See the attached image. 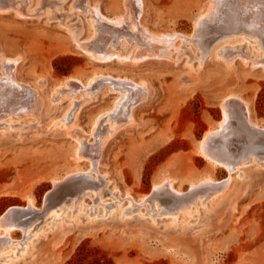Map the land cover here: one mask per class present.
Instances as JSON below:
<instances>
[{
  "label": "rangeland",
  "instance_id": "rangeland-1",
  "mask_svg": "<svg viewBox=\"0 0 264 264\" xmlns=\"http://www.w3.org/2000/svg\"><path fill=\"white\" fill-rule=\"evenodd\" d=\"M88 1L0 0V217L9 209L11 214L6 221L30 225L37 216L44 214L27 208L28 197H32L34 206L41 209L46 200L52 206L63 198L70 199L86 192L76 203L74 220L66 217L67 214H75L72 212L74 207L68 210L72 207L68 204L67 214L43 222L32 239H24L20 228L13 231L11 238L20 241L16 246L23 253L16 264H99L96 260L103 263L104 257L112 264H264V132L254 133L253 127V124H258L264 129V8H261L264 1L142 0L144 13L140 19L129 0L127 4L133 13L124 12L126 0ZM209 3H212L213 12L205 19L207 23L202 22L199 28L196 18L206 12ZM221 4L226 6L223 8ZM95 5H98L101 17L114 19L123 16L128 25L119 27L103 23L95 13ZM92 16L101 20L97 21L98 25L95 22L97 38L92 44L95 51H108L114 47L112 51L122 49L119 51L122 54L134 48V56L150 55V58L136 63L91 62L76 48L73 39L76 37L74 32L80 34L81 42H86L93 35L95 27L90 26L94 20ZM216 18L221 19L220 22ZM242 23L248 26L250 33H243ZM133 25L150 30V34H154L153 39L128 35ZM206 31L211 32L208 34ZM233 31L245 36L244 40L221 47L224 36ZM137 32L132 30V34ZM170 33L194 34L196 39L193 37L195 40L186 41L177 38L173 40L175 43L161 41L163 44L156 39L158 35ZM251 34L253 38H250ZM116 38L120 41L128 39L126 47L121 46ZM254 40L260 44L263 55L258 56ZM208 41L217 42L211 44ZM218 45L220 48L216 52ZM9 59L17 60L13 67L11 63L7 65ZM96 73L130 79L137 84L143 83L144 87L102 80L81 92L79 90L83 88L64 83L71 77L88 83ZM110 82L114 83L112 88L115 87V91H109ZM9 90L14 94H26L29 108L33 106L31 109H34L6 118L13 112L7 107L9 102L5 92ZM117 90L127 93L128 99H123L120 104L116 103ZM229 96L232 99L227 102L225 132L213 135L214 140L209 138L207 144L221 158L229 159L235 165L253 158L252 163L241 166L227 187L221 184L218 188L202 190L203 194L221 191L217 197L210 198L205 207L199 201L198 208L197 202L193 203L190 209L180 211L178 216H151L154 211L142 216L144 208H152L148 203L140 208L141 213L135 207L130 208L129 212L134 211L131 215L129 212L126 215L119 211L112 213L120 201L122 207L128 206L127 193L140 200L165 178L176 180L175 187L182 192L188 190L190 180L207 175L216 181L226 180L230 176L229 171L209 164L198 153V143L224 121L222 102ZM136 99L143 101L135 105L140 101ZM246 106L249 107L246 109ZM106 113L108 117L113 114L109 118L116 123L124 121V124L116 131H110L104 142L106 128L98 126L94 129V126L97 118L104 114L101 122L107 117ZM78 139L85 143L84 146L78 144ZM79 147L86 155L80 160L76 151ZM93 156L98 158L97 167L90 166ZM87 169L92 170L89 175H86ZM78 171L85 175L77 177ZM56 180L63 182L58 189L54 186ZM100 187L106 188L105 192L112 193L113 190L117 194L103 198V204L112 205L108 216H105L103 206L94 209L91 216L89 207L97 202L95 192ZM172 195L171 192L162 193L157 198L160 201L164 199L161 203L168 209H176L179 204L193 198L177 197L176 200L175 194ZM165 199L168 200L166 203ZM83 207L84 212L79 214ZM120 207L117 208L120 210ZM191 212L186 217L189 222L183 221L182 215ZM16 215L23 217L21 219L25 222H18Z\"/></svg>",
  "mask_w": 264,
  "mask_h": 264
},
{
  "label": "bare ground",
  "instance_id": "bare-ground-1",
  "mask_svg": "<svg viewBox=\"0 0 264 264\" xmlns=\"http://www.w3.org/2000/svg\"><path fill=\"white\" fill-rule=\"evenodd\" d=\"M88 1V0H87ZM125 1V0H124ZM130 1V2H129ZM126 0L125 1V4H124V2H123V4L125 5H123V7H125V11L124 12H132L133 13V11H131L130 10V7H129V5L130 4H132V6H131V8L134 10V12H136V16H137V18L138 19H140V17H142L141 15H142V13H144L143 12V1L142 0ZM220 1V3H221V0H219ZM240 1H248V0H240ZM254 1H256V2H259L260 0H254ZM262 1H264V0H262ZM19 2V1H18ZM81 2V1H80ZM89 2V1H88ZM127 2H129V5L127 4ZM132 2V3H131ZM210 2V1H209ZM225 2V1H224ZM235 2H237V0L235 1ZM234 2V3H235ZM261 2V1H260ZM84 3V2H83ZM212 3H213V1H212ZM212 3H209V5H208V7H207V9H206V12L205 13H203V14H199V16H197V18H196V21H195V23L197 24V25H199V28H200V24L202 23V22H206L205 21V19L213 12V6H212ZM226 3V2H225ZM229 3V2H228ZM231 3H232V1H231ZM230 3V4H231ZM20 4V3H19ZM18 4V5H19ZM48 4V3H47ZM82 4V3H81ZM85 4V3H84ZM233 4V3H232ZM238 4V3H237ZM242 3H240V5H241ZM250 5H251V3H249ZM258 4V3H257ZM85 5H87V4H85ZM89 5H90V2H89ZM222 5V4H221ZM224 5V4H223ZM222 5V7L224 8L225 6H223ZM239 5V4H238ZM238 5H236V7L235 8H237L238 7ZM98 6V5H97ZM97 6L95 5V7H94V10H95V13H96V15L99 17V18H101V20H102V22L103 23H106V24H109V25H115V26H119V27H123L125 24H127L128 25V23L124 20V17L123 16H121V17H114V19H111V17L109 18H105V17H101L100 16V12L98 11V8H97ZM231 6V5H230ZM229 6V7H230ZM247 6V5H246ZM258 6V5H257ZM259 6H261V4H259ZM258 6V7H259ZM17 7V6H16ZM215 7V6H214ZM243 7H244V4H243ZM253 7H254V9H255V6H254V4H253ZM258 7L256 8V9H258ZM220 8V7H219ZM230 8H233V6L232 7H230ZM239 8H241V7H239ZM246 8V7H245ZM247 8H248V6H247ZM261 8H264L263 6L261 7ZM7 9V8H6ZM17 10V13L19 12V9L18 8H16ZM86 9H88V7L86 8ZM91 9V8H90ZM93 9V8H92ZM242 9V8H241ZM253 9V11H255ZM259 9H260V7H259ZM3 10V9H2ZM230 10V9H229ZM247 11L246 12H248V9H246ZM261 11H262V9H260ZM264 10V9H263ZM5 11V10H4ZM221 11H222V8H221ZM225 11H227V10H225ZM234 11V10H233ZM240 11H242V10H240ZM250 11H252V9H250ZM249 11V12H250ZM258 11V10H257ZM7 12V11H6ZM220 12V11H219ZM223 12V11H222ZM229 12V11H228ZM237 12V11H236ZM235 12V13H236ZM94 13V12H93ZM92 13V14H93ZM226 13V12H225ZM239 13H241V12H239ZM244 13V12H243ZM263 13H264V11H263ZM95 15V14H94ZM104 15V14H103ZM123 15V14H122ZM227 15V14H226ZM241 15H243L242 13H241ZM246 15V14H245ZM250 15H251V13H250ZM259 15V14H258ZM261 15V14H260ZM124 16H125V13H124ZM135 16V15H134ZM239 16V15H238ZM244 16V15H243ZM248 16V15H247ZM252 16V15H251ZM263 16V15H262ZM255 17V16H254ZM92 18L94 19V20H92L91 22H90V26H92L93 28L95 27V29H93V35L91 36V37H89V39L86 41V42H81V40H80V38H79V33H75L74 32V35L76 36H74L75 38L73 39V41L75 42V45H76V48H78L79 50H81L84 54H86L87 55V57L89 58V60L91 61V62H95V63H111V62H113V61H118V62H131V63H136V61H140V62H142V61H146L148 58H150V55H140L141 57L139 58L137 55H135L134 56V53H136V51H134V48H133V50L131 49L128 53H119V51H121L122 49H120L118 52H115V51H112V49L114 48H112V49H107L108 51H95L94 50V47L92 46V44L95 42L94 41V38H97V37H95V35H96V33L94 34V30L96 31V29H97V25L99 24L97 21H99L96 17H93L92 16ZM136 18V19H137ZM226 17L224 16V19H225ZM230 18H231V15H230ZM234 18H236V16L234 17ZM249 18V17H248ZM251 18H253V17H251ZM258 18H259V16H258ZM229 19V18H228ZM232 19V18H231ZM245 19V18H244ZM246 19H247V17H246ZM100 20V21H101ZM204 20V21H203ZM216 20H217V18H216ZM220 20L221 19H219V20H217V21H219L220 22ZM223 20V19H222ZM226 20V19H225ZM235 20V19H234ZM233 20V21H234ZM240 20V19H239ZM255 19L253 18V21H254ZM137 21V20H136ZM139 21V20H138ZM141 21V20H140ZM232 21V22H233ZM244 21V20H243ZM246 21H248V20H246ZM249 21H250V18H249ZM259 21V20H258ZM97 23V25H96V23ZM135 22V21H134ZM226 22V21H225ZM241 22V21H240ZM140 23V22H139ZM207 23V22H206ZM205 23V24H206ZM212 22H210V25H212L213 26V24H211ZM251 23V22H250ZM254 23V22H253ZM100 24H101V22H100ZM214 24H215V21H214ZM218 23H216V25H217ZM240 23H238V25H239ZM243 24V23H242ZM248 24V23H247ZM262 24V23H261ZM127 25H125V26H127ZM140 25H142V24H140ZM209 25V24H208ZM221 25V24H220ZM238 25H237V28H238ZM241 25V24H240ZM239 25V28H241V26ZM256 25V24H255ZM258 25V24H257ZM133 28H131V32L129 33H127L128 35H134V36H138V37H140L141 39H142V37H146V38H152L153 37V35H151L150 33V30L148 31V30H145L144 28H142V27H139V26H137V25H133L132 26ZM135 27V28H134ZM243 28H242V31H243V33L245 32V33H247V32H249L250 33V31H249V28H248V26H246V24H245V26H244V24H243V26H242ZM101 28H102V26H101ZM227 28H228V26H227ZM260 28H263V26H260ZM105 29H106V26H105ZM114 29H117V28H114ZM124 28H122V31H124L123 30ZM126 29H128V28H126ZM133 29H136V34H132V30ZM196 29V28H195ZM207 29H209V28H207ZM218 29V28H217ZM221 29V28H220ZM219 29V30H220ZM256 29V28H255ZM264 29V28H263ZM103 30H104V26H103ZM101 31V32H104V31ZM118 30V29H117ZM116 30V31H117ZM241 30V29H240ZM258 30V29H257ZM99 32H100V30H98ZM112 31V30H111ZM110 31V32H111ZM128 31V30H127ZM223 31V30H222ZM235 31H237V30H235ZM106 32H108V30L106 31ZM118 32V31H117ZM126 32V31H125ZM204 32V31H203ZM202 32V33H203ZM207 33H208V31H206ZM205 32V33H206ZM211 32V31H210ZM209 32V33H210ZM224 32V31H223ZM261 32H262V30H261ZM114 33V32H113ZM116 33V32H115ZM124 33V32H123ZM208 33V34H209ZM214 33H215V31H214ZM214 33H211V34H214ZM226 33V32H225ZM263 33V32H262ZM118 34V33H117ZM122 34V33H121ZM211 34L209 35V36H211ZM111 35V34H110ZM205 35V34H204ZM224 35H226V34H224ZM224 35H221V36H224ZM255 35V34H254ZM72 36H73V33H72ZM102 36V35H101ZM104 36V35H103ZM118 36H119V34H118ZM156 36V35H155ZM208 36V37H209ZM218 36V35H217ZM234 36H236V37H234ZM237 36H239V37H237ZM99 37V36H98ZM194 34L193 35H191V36H185V35H180V34H173V33H170V34H161V35H158V36H156V39L159 41V42H161V41H173L174 39L176 40L177 38H180V39H182V40H186V41H192L194 38ZM197 37V36H196ZM203 37V36H202ZM215 37H216V35H215ZM218 37H220V36H218ZM225 38H224V40L223 41H221L220 42V45H221V47L222 46H224V45H226V44H232V43H236V42H238V43H240V42H242V40H244V37L245 36H242L241 35V33L239 32V33H236V32H234L233 31V33L231 32V34H227V36H224ZM102 38V37H101ZM107 38V37H106ZM145 38V39H146ZM155 38V37H154ZM217 38V37H216ZM250 38H253V34H251L250 35ZM109 39V38H108ZM117 39V38H116ZM114 40L115 42L118 40ZM136 39V38H135ZM138 39V38H137ZM140 39V40H141ZM153 39V38H152ZM196 39V38H195ZM194 39V40H195ZM218 39V38H217ZM257 39V38H256ZM97 40H99V39H97ZM96 40V41H97ZM104 40H105V38H104ZM126 40H128V39H126V38H124V39H121V41L120 40H118L119 42H120V44H121V46H125L126 47V44H125V42H126ZM102 41V40H101ZM113 41V40H112ZM135 41V40H134ZM210 41V40H209ZM208 41V42H209ZM212 41V40H211ZM213 41H214V39H213ZM255 42H256V49L258 50V53H259V55L258 56H260V55H263L262 53H263V50H262V48H261V46H260V44L258 43V41L257 40H254ZM97 42H99V41H97ZM118 42V43H119ZM154 42V41H153ZM157 42V41H156ZM174 42V41H173ZM194 42V41H193ZM202 42V41H201ZM215 42H217V41H215ZM215 42H213V43H215ZM260 42V41H259ZM96 43V42H95ZM128 43V42H127ZM162 43V42H161ZM170 43H172V42H170ZM175 43V42H174ZM191 43V42H190ZM206 43V42H205ZM209 43H211V42H209ZM213 43H211V44H213ZM100 44V43H99ZM108 44V43H107ZM163 44V43H162ZM210 44V45H211ZM94 45V44H93ZM101 45H102V43H101ZM116 45H118V44H116ZM154 45H156V44H154ZM159 45V47H160V44H158ZM169 44H167V46H168ZM203 45V44H202ZM201 45V46H202ZM220 45H218V46H216L215 48V50H216V52H217V50H219V48H220ZM262 45V44H261ZM97 46V45H96ZM100 45H98V47H99ZM112 46V45H111ZM157 46V45H156ZM164 46V45H163ZM166 46V45H165ZM170 46H171V44H170ZM101 47V46H100ZM104 47V46H103ZM103 47H101V49L103 48ZM140 47V46H139ZM203 47H206V46H203ZM105 48V47H104ZM111 48V47H110ZM127 48H128V45H127ZM136 49L135 50H137L138 48H137V46L135 47ZM161 48V47H160ZM140 49H141V47H140ZM139 49V50H140ZM154 49V48H153ZM156 49V48H155ZM159 49V48H158ZM166 49V48H165ZM127 50V49H126ZM123 51H125V49L123 50ZM150 51V50H149ZM159 51H160V49H159ZM126 52V51H125ZM147 53H148V51H147ZM141 54V53H140ZM149 54V53H148ZM151 54V53H150ZM154 57V56H153ZM157 57V56H156ZM17 58V57H16ZM262 58V57H261ZM260 58V59H261ZM19 58H17V60H18ZM0 60H2V59H0ZM17 60H13V59H9L8 61H7V65H8V63H11L12 64V67H13V64H15L16 62H17ZM1 62V61H0ZM139 62V63H140ZM254 62H257V61H254ZM262 62V61H261ZM264 62V61H263ZM257 63H259V62H257ZM10 64V65H11ZM257 65H259V64H257ZM4 66V65H3ZM11 69V68H10ZM10 69H9V71H10ZM13 70H11V72H12ZM15 71V70H14ZM6 73H8V72H6ZM13 73V72H12ZM12 73H10V74H12ZM1 76V75H0ZM11 79V78H10ZM14 79H15V77H14ZM68 79V78H67ZM102 80H108V81H114L115 83H118V84H123V85H126V86H135V87H140V86H143V83L142 84H137L136 82H133L132 80H130V79H123V78H120V77H112L111 75H105V74H100V73H96V74H94V75H92V77L89 79V81H88V83H82V81H79V80H77V79H75L74 77H71V78H69L68 80H66L64 83H65V85L66 86H68V85H70V86H75V87H79V88H83V90L81 89V90H79V91H81V92H84L85 90H87V89H89V88H92V87H94L99 81H102ZM2 81V80H1ZM102 83V82H101ZM104 83H106V81H104ZM103 83V84H104ZM18 84V83H17ZM113 82H110L109 83V91H115V87L114 88H112V86H113ZM100 85V84H99ZM108 85V84H107ZM14 86V85H13ZM27 88H28V86H26ZM75 87H73V89L75 88ZM106 88L108 87V86H105ZM125 87V86H124ZM134 87V88H135ZM144 87V86H143ZM13 88V87H12ZM11 88V89H12ZM134 88H132V89H134ZM140 88H142V87H140ZM139 88V89H140ZM73 89H70V91H72ZM138 89V88H137ZM138 89V90H139ZM69 90V89H68ZM75 91H76V89H74ZM77 90V91H78ZM120 90V89H119ZM137 90V91H138ZM141 90V89H140ZM12 90H9V91H6L5 92V96H6V101H7V103L9 104H7L8 106V108H11L12 109V113H9L8 115L10 116L11 114H13L15 117H16V114H19L20 115V112L22 113V111H29L31 108H29V103H30V101L28 100L29 98H27V96H26V94H24V95H19V94H14L13 92H11ZM14 91V90H13ZM23 91V90H22ZM29 91V90H28ZM27 91V92H28ZM31 91V90H30ZM30 91L28 92V93H30ZM55 91H57V89H55ZM128 91V90H127ZM134 91H136V90H134ZM73 92V91H72ZM119 95H118V100H117V104L119 103L120 104V101L121 102H124L123 101V99H128L127 98V93L125 94V92H118V90L116 91ZM1 93V92H0ZM31 93H32V91H31ZM87 93V92H86ZM139 93V92H138ZM3 94V93H2ZM29 95V94H28ZM88 95V94H87ZM36 96V95H35ZM135 96H138V94L136 95V93H135ZM139 96H141V94H139ZM143 96V95H142ZM30 98L31 97H33L32 95H30L29 96ZM88 97V96H87ZM144 97V96H143ZM236 97V96H235ZM35 98V97H34ZM116 98V99H117ZM140 98V97H139ZM232 99V96L230 97H227V98H225L224 100H223V102H222V108H223V114H225V119H224V121L223 122H221V123H219V125H218V127L213 131V132H211V130H210V132H208V133H206L205 135H204V138L201 140V141H199V143H198V153L200 154V155H202L203 156V158H206L207 160H208V162H209V164H211L213 167H225V169H227L228 171H229V177L226 179V180H223V181H216L211 175H207V176H205V177H201L200 179H194V180H190L188 183H189V188H188V190L187 191H185V192H182L180 189H178V188H176L175 187V184H176V180H174V179H169V178H165V179H163L162 181H160L158 184H155L154 185V188H153V190H152V192L149 194V195H146V196H144V197H142L140 200H135V199H133L132 198V196H130L128 193H127V195H125L126 197V199L128 200V206L127 207H122V205H121V201L119 202V204H117V207H120V210H119V208H117L116 206L115 207H113V211H112V213H114V212H116V211H119L122 215H126V212H129V210H131L130 208L131 207H135L136 208V210L138 211V209H139V213H141V207L142 206H145L146 207V205H148V203L151 205V207L152 208H147V209H145L144 208V211H143V213L141 214L142 216H146V215H148V214H150V212L151 211H154V214L153 215H151V216H154V215H167V214H171L172 216H178V214H180L179 212L180 211H185V210H187V209H190V207H191V205L193 204V203H196L197 202V208H198V202L199 201H201V206H206L207 204H208V200L210 199V198H215V197H217L218 196V194L221 192L219 189L218 190H213V192H209V193H201V191L202 190H205V188H207V187H219V185H224V187H227L228 185H229V183H230V181H231V179L233 178V176L235 175V174H238V172H240V170H241V166H243V165H245V164H249V163H252V160H253V158H251V159H249V161H245L244 162V164H243V162L240 164V165H235V163H233V162H231L229 159H224V157L223 158H221L220 156L221 155H219L217 152H215L214 150H212L211 148H210V146L207 144V143H209L208 142V139L209 138H211L212 137V139L214 138L213 137V135H217V134H222L223 132H225L224 131V126L226 125L225 123H226V121L228 120V111H227V102L229 101V99ZM237 98V97H236ZM141 99H142V97H141ZM135 100V99H134ZM138 100H140V99H136V101H138ZM143 100H145L144 98H143ZM143 100H140L139 102H135L136 104L135 105H137V104H141L140 102L141 101H143ZM242 100V99H241ZM32 101V100H31ZM37 101V100H36ZM237 101V100H236ZM243 101H245V100H243ZM233 102V101H232ZM234 103H236V102H234ZM244 103V102H243ZM247 103V102H246ZM31 104H34V102H32ZM30 104V105H31ZM122 104V103H121ZM35 105V104H34ZM36 105H38V104H36ZM35 105V106H36ZM131 105H134V104H131ZM234 105H238V104H234ZM247 105H249V104H247ZM34 106V107H35ZM118 106H120V105H118ZM134 107V106H133ZM133 107H131V109L130 110H132V108ZM138 107V106H137ZM136 107V108H137ZM234 107V106H233ZM247 107H249V106H246V109H247ZM36 108H38V106L36 107ZM35 108V109H36ZM116 108V107H115ZM118 108V107H117ZM116 108V109H117ZM120 108V107H119ZM230 108V107H229ZM236 108V107H235ZM240 108V107H239ZM34 109V108H33ZM33 109H31L30 111H32ZM115 109V110H116ZM134 109H135V107H134ZM133 109V110H134ZM242 109V108H241ZM6 110V109H5ZM232 110V109H231ZM236 110V109H235ZM251 110V109H250ZM11 111V110H10ZM36 111V110H35ZM112 111V110H111ZM114 111V110H113ZM118 111V110H117ZM127 111V110H126ZM129 111V110H128ZM229 111H230V109H229ZM234 111V110H233ZM235 112V111H234ZM130 113H131V111H130ZM233 113V112H232ZM5 113H3V115H4ZM23 114H25V113H23ZM114 114H116L115 112H114ZM132 115H133V112L131 113ZM130 114V115H131ZM237 114H239V113H236V115ZM249 114V113H248ZM247 114V115H248ZM0 115H1V113H0ZM10 116V117H6V118H14V116ZM104 115V114H103ZM102 115V116H103ZM106 115H107V117L104 119V120H102L101 122H100V120H101V118H102V116H100L99 118H97V120H96V123H95V126H94V129H96L98 126L99 127H104V128H106V133H105V136H104V138L102 139V141L104 140V142L106 141V138L109 136V133H110V131H116L119 127H120V125H122V124H124L123 122L124 121H122V124H120V123H116L113 119H110L109 117H112L113 116V114H112V116H109L108 117V113H106ZM119 115V114H118ZM126 115V114H125ZM131 115V116H132ZM234 115H235V113H234ZM246 115V114H245ZM251 115V114H250ZM22 116V115H21ZM124 116V115H123ZM129 116V115H128ZM130 116V117H131ZM244 116V115H243ZM2 117V116H1ZM18 118H19V116H18ZM114 118H115V115H114ZM234 118V117H233ZM237 118V117H236ZM252 118V117H251ZM251 118H248V119H251ZM5 119V118H4ZM125 119H126V116H125ZM127 119H130V118H127ZM241 119V118H240ZM3 120V119H2ZM130 120H132V119H130ZM130 120H128V121H130ZM230 120V119H229ZM234 120V119H233ZM237 120V119H236ZM235 120V121H236ZM246 120H247V118H246ZM126 121V120H125ZM127 121V122H128ZM238 121V120H237ZM114 122L116 123L115 124V126H114ZM126 122V123H127ZM132 122H133V120H132ZM228 122H231V121H228ZM241 122H242V119H241ZM249 122V121H248ZM233 123V122H232ZM245 123H247V121L245 122ZM238 124H240V123H238ZM249 124V123H248ZM252 124V123H251ZM247 125V124H246ZM250 125V124H249ZM236 126H238V125H236ZM236 126H234L236 129H237V127ZM240 127V126H239ZM253 127H254V133H257V134H262L263 132H264V129H262V127H260V125H256V124H253ZM226 128L227 127H225V130H226ZM229 128V127H228ZM264 128V127H263ZM235 129V130H236ZM249 129V128H248ZM234 130V129H233ZM238 130V129H237ZM244 130H247V129H245L244 128ZM242 131V130H241ZM94 132V131H93ZM241 134V133H240ZM264 134V133H263ZM240 136H242V134L240 135ZM221 137H223V135H221ZM216 138V137H215ZM228 139V138H227ZM226 139V140H227ZM234 139H235V137H234ZM247 139V138H246ZM101 140V139H100ZM214 140V139H213ZM218 140H221V139H219L218 138ZM223 140V139H222ZM236 140V139H235ZM239 140V139H238ZM210 141V140H209ZM224 141V140H223ZM230 141V140H229ZM237 141V140H236ZM219 142V141H218ZM233 142H234V140H233ZM87 143V142H86ZM221 143V142H220ZM219 143V145H222V144H220ZM249 143V142H248ZM78 144H80V145H83L84 146V144H83V141L81 140V139H78ZM88 144V143H87ZM102 144V143H101ZM218 144V143H217ZM79 145V146H80ZM218 145V146H219ZM240 145V144H239ZM249 145V144H248ZM89 146V145H88ZM92 146H94V144H92ZM101 146V145H100ZM213 146H214V144H213ZM217 146V147H218ZM78 147V146H77ZM95 147V146H94ZM94 147H93V149H94ZM98 147V146H97ZM216 147V149H218ZM223 147V146H222ZM221 147V148H222ZM232 147V146H231ZM249 147V146H248ZM257 147V146H256ZM80 148L81 147H79V148H77L76 149V151H77V159L78 160H80L81 159V157L82 156H86V155H84L83 153H84V151H83V153H81V151H80ZM83 148V147H82ZM90 148V147H89ZM100 148V147H99ZM220 148V147H219ZM102 149V148H101ZM250 149V148H249ZM262 149V148H261ZM92 149H90V151H91ZM100 150V149H99ZM222 150V149H221ZM234 150V149H233ZM89 151V152H90ZM219 151V150H218ZM232 151V150H231ZM260 151V150H259ZM258 151V152H259ZM93 152V151H92ZM233 152V151H232ZM226 153H228V152H226ZM263 153V152H262ZM262 153H260V154H262ZM96 154V153H95ZM234 154V153H233ZM259 154V155H260ZM98 156H99V154H97ZM237 155V154H236ZM243 155V154H242ZM258 155V154H257ZM223 156V155H222ZM246 156V155H245ZM238 157H240V156H238ZM229 158H230V155H229ZM237 157L235 156V159H236ZM242 158V157H241ZM260 158V157H259ZM240 159V158H239ZM238 160V159H237ZM256 160V159H255ZM242 161H243V159H242ZM96 164L98 165V158L97 157H95V156H93V158H91V164H90V166L92 165V166H96ZM93 167V168H94ZM97 167V166H96ZM262 167V166H261ZM89 169V168H88ZM87 169V170H88ZM91 169L90 170H88L87 172H86V175H89L90 173H91ZM85 174L84 173H82L81 171H78V176L77 177H79V176H84ZM75 175H72V177H74ZM76 177V176H75ZM91 177V176H90ZM84 178V177H83ZM83 178H82V180H83ZM72 179V178H71ZM70 179V180H71ZM85 179V178H84ZM87 180V179H86ZM87 181H89V180H87ZM93 181V180H92ZM69 182H71V181H69ZM68 182V183H69ZM63 182H57V180L56 181H54V186H55V189L57 188H59V186L62 184ZM65 183V182H64ZM67 183V184H68ZM77 183V182H76ZM76 183H74V184H76ZM89 184V187H91L90 186V183H88ZM103 185V184H102ZM66 186V185H65ZM69 186V185H68ZM82 186V185H81ZM85 186V185H84ZM99 186H101V185H99ZM63 187V186H62ZM86 187V186H85ZM217 187V188H218ZM68 188V187H67ZM77 188V187H76ZM216 188V189H217ZM74 189V188H73ZM83 189H84V187H83ZM105 189L106 188H104V187H100V188H98L97 190H96V192H95V195H96V197H97V202L94 204V205H92V206H90L89 208H90V210H91V216H92V214H93V210L94 209H97L98 208V206H103V208H105V216H108L109 215V212H110V210H111V207L110 206H112V205H110V204H103V198L106 196V195H111V196H115L116 194H117V192L115 191H113L112 190V193L111 192H105ZM222 189V188H221ZM226 189V188H225ZM77 190V189H76ZM75 190V191H76ZM90 191H92L91 189H89ZM88 190V191H89ZM70 191H72V190H70ZM84 191H86V190H84ZM82 192V191H81ZM94 192V191H93ZM172 193L173 195V197H175V199L177 198V197H179V198H181V199H184V198H188L189 196L191 197H193L192 198V200L191 201H189V202H187V203H181V204H179L178 205V202L179 201H177L176 202V204L178 205L177 206V208L176 209H168V207L167 206H165V205H163L162 203H161V201L162 200H164V199H162L161 201L160 200H158V198H157V195L158 194H162V193ZM72 193V192H71ZM77 193V192H76ZM88 193H90V192H88ZM85 194H86V192L85 193H83L82 195H74L73 197H71L70 199H65V198H63L59 203H57V204H55V205H49L48 204V202H47V200L45 201V204H44V207L43 208H41V209H39L38 207L36 208L35 206H34V200H33V198L32 197H28V200H27V203H28V205H27V208L30 210V211H36V213L38 212V213H42V214H44V215H41V216H37L35 219L34 218H31L32 220L34 219V221H32L31 222V224L30 225H25V221L23 220V219H21V218H23V217H21V218H19L18 217V215H16L15 216V218H16V220L18 221V222H22V223H24V225L22 224V225H18V224H15V223H11V222H8V221H6V218L7 217H9L10 216V214H11V212H9V209H8V213H6L3 217H0V264H16V262L21 258V256H23V253H20L18 250H19V245H20V241H16V240H13L12 238H11V234L13 233V231L14 230H16V229H22L23 230V233H24V235H25V238L24 239H32V237H33V235L34 236H36L38 233H36V235L34 234V232L35 231H37V230H39V226L43 223V222H45V221H47V220H50V219H53L54 217H56V216H60L61 214H65L66 213V211H67V209H68V204H72V207L70 208L69 207V209L68 210H72L73 209V207H74V210H72V212H73V214L75 213V210H76V208H77V206H76V203L78 202V201H80V200H82V198L85 196ZM70 195V194H69ZM89 195V194H88ZM50 196V195H49ZM54 196H56V195H54ZM165 196V195H164ZM171 196V195H170ZM51 197V196H50ZM118 197V196H117ZM166 197V196H165ZM55 198V197H54ZM57 198V197H56ZM67 198V197H66ZM119 198V197H118ZM48 199H50V198H48ZM52 199H53V196H52ZM59 200H60V197L58 198ZM166 200V199H165ZM177 200V199H176ZM55 201H56V199H55ZM168 200H166L165 201V203L167 202ZM172 201V200H171ZM51 202V201H50ZM52 202H54V200L52 201ZM58 202V201H57ZM51 204V203H50ZM168 205V204H167ZM94 206H95V208H94ZM84 208L85 207H83V209H81L78 213L79 214H81L82 212H84L83 210H84ZM117 208V209H116ZM11 209V208H10ZM12 209H14V208H12ZM25 209V208H24ZM26 210V209H25ZM136 211V212H137ZM15 212H17L18 213V211H16V209H15ZM134 211L132 210V211H130L129 213H130V215H131V213H133ZM67 214V213H66ZM77 213H75L73 216H71V215H66V217L67 218H69V219H75V215H76ZM190 214H192V212L191 213H184L183 215H182V217H183V221H186V222H189L188 220H187V216L188 215H190ZM19 216H20V214H19ZM47 216H49L48 217V219H46V217ZM26 219V218H25ZM64 219V218H63ZM62 219V220H63ZM77 220H79V219H77ZM175 220V219H174ZM29 221V220H28ZM27 222V221H26ZM173 222V221H172ZM30 223V222H29ZM37 223V224H36ZM61 224L63 223V221L62 222H60ZM66 223H68V222H66ZM20 224V223H19ZM28 224V223H27ZM36 224V225H35ZM35 225V226H34ZM34 226V228L33 229H31L32 227ZM22 243V242H21ZM16 245H18V246H16ZM27 246H28V244H27ZM25 254H26V250H25Z\"/></svg>",
  "mask_w": 264,
  "mask_h": 264
},
{
  "label": "trees",
  "instance_id": "trees-1",
  "mask_svg": "<svg viewBox=\"0 0 264 264\" xmlns=\"http://www.w3.org/2000/svg\"><path fill=\"white\" fill-rule=\"evenodd\" d=\"M96 262H98L99 264H112V261L110 259H106L105 257L103 263H100V260H96Z\"/></svg>",
  "mask_w": 264,
  "mask_h": 264
}]
</instances>
